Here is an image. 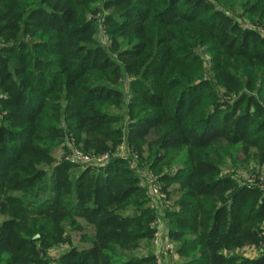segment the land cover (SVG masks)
Listing matches in <instances>:
<instances>
[{
    "label": "trees",
    "instance_id": "trees-1",
    "mask_svg": "<svg viewBox=\"0 0 264 264\" xmlns=\"http://www.w3.org/2000/svg\"><path fill=\"white\" fill-rule=\"evenodd\" d=\"M262 28L264 0H0V264H158L149 169L178 264H264Z\"/></svg>",
    "mask_w": 264,
    "mask_h": 264
},
{
    "label": "built area",
    "instance_id": "built-area-1",
    "mask_svg": "<svg viewBox=\"0 0 264 264\" xmlns=\"http://www.w3.org/2000/svg\"><path fill=\"white\" fill-rule=\"evenodd\" d=\"M261 31L264 32L262 28ZM117 153L127 157L131 167H135L136 158L138 154L132 150H128L125 144H121L117 147ZM109 157V153L102 155H94L85 152L78 146H74L71 153L66 155V158H72L81 162L89 161H103ZM249 183H256L264 190V171L255 170L248 173L245 177ZM141 184L145 185L150 195V206L157 212V216L153 221L155 227L153 242L155 246V254L158 264H164L166 257L174 247V242L167 236V227L165 223V211L171 209L173 206L167 191L163 189L162 183L158 180L156 174L152 169H149L145 173V177L142 179Z\"/></svg>",
    "mask_w": 264,
    "mask_h": 264
},
{
    "label": "rangeland",
    "instance_id": "rangeland-1",
    "mask_svg": "<svg viewBox=\"0 0 264 264\" xmlns=\"http://www.w3.org/2000/svg\"><path fill=\"white\" fill-rule=\"evenodd\" d=\"M210 58V56H208ZM59 147L55 149V153L58 154L59 153ZM231 163L230 166H236V167H239L240 169L241 168H245L246 166L245 165H242V164H238V163H234L233 161H230ZM228 164V165H229ZM175 197V196H174ZM171 200L173 201V198H171ZM6 216L4 214H0V221H2ZM167 225V224H166ZM73 236H74V241L78 243L79 241V234L77 232H73ZM153 247H154V250H155V246H154V242H153ZM65 248L64 245H60L58 248H56L52 254L54 256V258H57L59 256V254L61 253V251ZM175 248L173 247L172 250L169 252L167 258L165 259V262L164 264H178L180 262V260L183 258L181 256H177L176 258V255L177 253H175ZM243 254H250V255H254L256 253V251L254 250H243L242 251ZM170 254L171 256L174 254V256L171 258L170 257Z\"/></svg>",
    "mask_w": 264,
    "mask_h": 264
},
{
    "label": "crops",
    "instance_id": "crops-1",
    "mask_svg": "<svg viewBox=\"0 0 264 264\" xmlns=\"http://www.w3.org/2000/svg\"><path fill=\"white\" fill-rule=\"evenodd\" d=\"M176 255V258H177V256H179L178 254H175ZM174 256V254L172 255V256H170L171 258Z\"/></svg>",
    "mask_w": 264,
    "mask_h": 264
}]
</instances>
